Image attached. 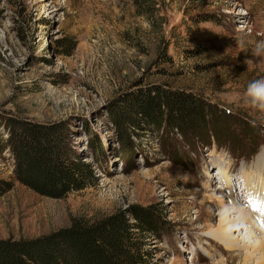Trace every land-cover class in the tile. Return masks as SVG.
I'll return each mask as SVG.
<instances>
[{"label": "rangeland", "instance_id": "rangeland-1", "mask_svg": "<svg viewBox=\"0 0 264 264\" xmlns=\"http://www.w3.org/2000/svg\"><path fill=\"white\" fill-rule=\"evenodd\" d=\"M154 1L144 18L132 0H0V240L37 239L75 220L136 225L154 211L166 229L146 236V264H263L245 259L242 224L237 250L217 243L228 226L212 196L229 195L225 174L238 199L250 175L264 201V117L244 96L264 77V54L252 56L264 40V0ZM159 88L217 108L221 135L121 125L125 100ZM17 122L64 129L93 173L88 187L52 199L17 182L7 146ZM248 201L237 207L259 219Z\"/></svg>", "mask_w": 264, "mask_h": 264}, {"label": "trees", "instance_id": "trees-1", "mask_svg": "<svg viewBox=\"0 0 264 264\" xmlns=\"http://www.w3.org/2000/svg\"><path fill=\"white\" fill-rule=\"evenodd\" d=\"M132 1L138 16L153 17L154 0ZM123 104L121 125L126 128H140L146 121L158 128L166 124L179 129L184 137L199 138L206 129L221 135L219 110L191 95L159 88ZM12 127L7 146L14 157L17 182L52 199L88 187L93 173L65 140L64 129L31 122H17ZM4 185L10 190L11 184ZM136 216V225L121 216L96 222L75 220L69 228L37 239L0 240V264H146L144 240L159 235L166 223L154 211Z\"/></svg>", "mask_w": 264, "mask_h": 264}, {"label": "bare ground", "instance_id": "bare-ground-1", "mask_svg": "<svg viewBox=\"0 0 264 264\" xmlns=\"http://www.w3.org/2000/svg\"><path fill=\"white\" fill-rule=\"evenodd\" d=\"M243 179H244V192L241 194L240 197H238V199H236V197H234L233 194L231 193L233 191V188L230 184L231 180L228 177H226L225 174H224V179H223L224 181H222L224 183L223 188L228 189L229 195L228 196L223 195L219 198L217 194L213 193L212 199L214 200V202L218 203L222 207L221 214L219 215H221V217L224 216V220L222 219L220 220V222L223 223V221H225L226 224H224V226L225 225L228 226L225 231L223 230V226L220 228L219 231L217 230L219 234L222 233L223 237L224 238L227 237V239L217 240L215 236L216 239L214 242L216 243L218 241L217 243L222 244L224 248H226V250L228 251L237 250L240 247L239 246L240 244H239V240H237V237H235V231H237L239 229V225L241 226L242 224L246 231L245 234L243 235L244 237L247 236V238L250 240L248 243H251L250 249H248V251L246 252L245 259L249 261L255 258L256 256H260L261 261L264 262V234H263V231H264V201L261 198H258L257 196L253 194V192L259 194V191L257 189V184H255L254 182L255 180L253 179V177L250 175H244ZM208 183L209 185L212 184L211 181H209ZM262 194L263 193H261V196L264 197V195ZM242 197H247L249 199L248 202H250L252 209L254 211L255 209L253 206L258 205V209L256 211L261 216L259 219L252 217L248 211H245L246 208L237 207L239 203L238 202L239 198L241 200ZM237 211L239 212V217L236 220L235 219L231 220L230 214L236 213ZM232 222H234L235 224V226L233 225V227H232ZM229 224L231 227L229 226ZM238 234H241L240 231H238ZM217 237H219V235Z\"/></svg>", "mask_w": 264, "mask_h": 264}, {"label": "clouds", "instance_id": "clouds-1", "mask_svg": "<svg viewBox=\"0 0 264 264\" xmlns=\"http://www.w3.org/2000/svg\"><path fill=\"white\" fill-rule=\"evenodd\" d=\"M241 44L242 42H238V47ZM262 54H264V40L258 41L252 51L253 57H258ZM252 62L253 60H245L247 65ZM244 96L245 102L261 117H264V77L249 81Z\"/></svg>", "mask_w": 264, "mask_h": 264}]
</instances>
